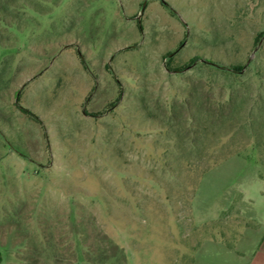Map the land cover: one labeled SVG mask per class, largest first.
<instances>
[{
	"label": "rangeland",
	"instance_id": "rangeland-1",
	"mask_svg": "<svg viewBox=\"0 0 264 264\" xmlns=\"http://www.w3.org/2000/svg\"><path fill=\"white\" fill-rule=\"evenodd\" d=\"M263 30L264 0H0V264H192L202 174L264 164Z\"/></svg>",
	"mask_w": 264,
	"mask_h": 264
},
{
	"label": "crops",
	"instance_id": "crops-1",
	"mask_svg": "<svg viewBox=\"0 0 264 264\" xmlns=\"http://www.w3.org/2000/svg\"><path fill=\"white\" fill-rule=\"evenodd\" d=\"M232 208L247 223H231L238 233L233 245L219 237H203L192 264H264V164L239 154L202 174L191 202L192 220L198 226L209 225Z\"/></svg>",
	"mask_w": 264,
	"mask_h": 264
},
{
	"label": "trees",
	"instance_id": "trees-1",
	"mask_svg": "<svg viewBox=\"0 0 264 264\" xmlns=\"http://www.w3.org/2000/svg\"><path fill=\"white\" fill-rule=\"evenodd\" d=\"M263 36H264V30L258 32L255 36V43H258ZM208 67L213 69V70L225 73L229 76H234V77L236 76L237 77L243 72L242 69H243L244 65L241 66L238 64H231V65H229V67H220V65H218V64H213L212 66L209 65ZM239 155H242L248 159L258 161V162L263 164L262 160L254 157L252 155H243V154H239ZM215 164H217V163H215ZM214 165H212V166H214ZM232 217H237L241 224L242 223L247 224V223H245V221H243L240 218L238 211L235 208H232L228 212L224 213L222 215V217L217 222L203 226L205 233H206V236H204V237H213V238L219 237V238H222V240H224L226 243H228L229 246H232L233 242L236 239L237 234H238L236 231L230 229L231 228L230 227L231 222H229V220H230L229 218H232ZM207 227H209L210 230L209 229L207 230ZM225 227H226V229H228L229 233L231 234L230 237L226 236L225 230H224Z\"/></svg>",
	"mask_w": 264,
	"mask_h": 264
},
{
	"label": "water",
	"instance_id": "water-1",
	"mask_svg": "<svg viewBox=\"0 0 264 264\" xmlns=\"http://www.w3.org/2000/svg\"><path fill=\"white\" fill-rule=\"evenodd\" d=\"M145 4H146V1L144 2L143 8H142V12H143L144 9H145Z\"/></svg>",
	"mask_w": 264,
	"mask_h": 264
}]
</instances>
